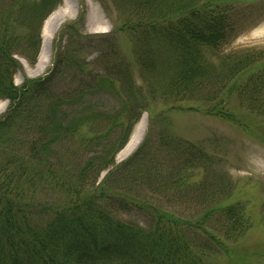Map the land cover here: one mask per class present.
Instances as JSON below:
<instances>
[{"label":"trees","instance_id":"1","mask_svg":"<svg viewBox=\"0 0 264 264\" xmlns=\"http://www.w3.org/2000/svg\"><path fill=\"white\" fill-rule=\"evenodd\" d=\"M62 1L0 0V100L9 102L0 117V264H249L234 246L250 219L245 208L229 204L232 189L206 148L172 139L164 144L163 136L161 145L180 158L165 174L147 134L133 155L115 165L143 112L150 114L151 133L165 123L155 111L158 102L175 101L167 112L196 110L244 130L231 108L234 101L264 118V49L216 54L237 36L242 6L232 0H99L108 14L112 2L120 15L112 32L83 33L82 8L63 26L49 74L17 86L14 77L23 71L18 58L36 65L43 23ZM124 34L136 40L141 83L117 53L115 36ZM94 51L104 73L87 71L86 57ZM216 81L222 85L214 89ZM207 87L212 92L203 100L213 103L210 108L177 105ZM102 93L123 105L112 125L119 132L115 140L93 127L110 117L78 109ZM101 143L100 153L77 160ZM196 170L213 185L209 196L220 198L198 217L182 218L132 194L142 186L168 199L182 198L204 187L206 180L201 187L193 182ZM130 205L151 218L149 228L115 215ZM257 262L264 264L262 258Z\"/></svg>","mask_w":264,"mask_h":264},{"label":"rangeland","instance_id":"2","mask_svg":"<svg viewBox=\"0 0 264 264\" xmlns=\"http://www.w3.org/2000/svg\"><path fill=\"white\" fill-rule=\"evenodd\" d=\"M241 5L244 10V20L237 28V36L229 40L226 44L221 45L217 50V55L223 57L231 53H238L243 50L258 51L264 49V0H232ZM62 6L57 8L43 23L41 39L42 45L40 54L36 65L30 66L26 61L18 58L22 64L23 71L18 72L14 77V82L17 86H21L25 78H43L53 68L54 56L58 47L59 35L63 26L79 16L81 9L85 14L84 25L82 31L85 34L101 35L111 33L115 22L120 16L117 9L113 8V3L110 4V11L108 14L99 0H63ZM45 34V36H44ZM117 53L124 57L132 64L137 83H141V70L138 68L135 59L136 40L126 34L117 37ZM44 46V58L49 59L39 65L40 56ZM99 52L94 51L87 55L85 63H88V72L104 73L103 66L97 62ZM221 60L218 61V65ZM227 71V69H224ZM221 76H218V79ZM216 84L222 85L220 81L214 82V89ZM213 85H210L211 87ZM207 87L199 91L191 99L183 100L177 105L185 109L193 106H200L202 109L210 108L213 103H208L203 99H208L212 90ZM237 94V93H236ZM234 94V95H236ZM233 101V100H232ZM170 100V103L157 104L155 108L156 113L162 114L167 118L165 123L154 125V131L150 132V114L143 112L137 123L132 129L131 136L136 130L140 120L146 116V130L140 140L138 146L127 156L119 157L120 153L126 148L116 154L115 165L125 162L131 155H133L139 146L143 143L147 134H150V143L154 147V152L157 154L158 160L162 164V170L165 174L173 172L180 164V158L172 149L162 146L161 142L163 136L165 137L164 144H170L169 139L174 142L188 141L197 147L206 148L215 164L217 174L219 173L223 179L226 180L232 189V197L228 201L229 204L237 203L245 208V212L250 219L251 227L239 238L235 244V254L239 257L247 258L249 264H258L260 258L264 263V118L252 114L238 102L234 101L231 108L242 119L246 125V130L233 123L223 121L219 118L208 116L203 112L196 110H173L167 112V108L175 103ZM9 102L0 100V117L7 111ZM90 108V112L102 114L110 117L107 121H97L93 125L95 133L106 134L110 133L111 140H115L118 135V129L112 125L122 112L123 105L120 99L109 93H102L95 97L88 98L83 104H80L79 110ZM169 110V109H168ZM167 112V113H166ZM78 113V112H74ZM163 124V125H162ZM91 132L93 128L90 129ZM113 131V133H112ZM128 142V144H129ZM104 143V142H103ZM127 144V145H128ZM126 145V146H127ZM103 150L102 143L92 146L89 150L84 151L79 155L77 160L81 163L87 159L97 155ZM155 163L152 161L149 169H153ZM115 167H111L103 171L96 180L95 186L104 183L109 171H113ZM206 180V183L204 184ZM116 181V180H115ZM193 182L197 183L199 187L204 184L202 189L198 191H188L185 198H169L153 192L146 187L140 186V189L132 190V194L138 195L142 200L146 199L150 203L162 205L167 210L175 211L178 216L187 218L198 217L204 212L208 211L216 202L210 195L213 186L207 181L201 170L195 171ZM214 182V181H212ZM227 185V186H228ZM109 188L114 187L108 183ZM223 184L219 185L221 189ZM219 188L214 189L219 191ZM134 189V188H133ZM217 193V192H216ZM199 196V197H198ZM172 200V201H170ZM115 215L122 221L142 226L144 228L150 227L151 218L143 211L129 206L127 211L115 213ZM201 237V236H200ZM198 237L197 241L202 238ZM223 237V236H222Z\"/></svg>","mask_w":264,"mask_h":264},{"label":"bare ground","instance_id":"3","mask_svg":"<svg viewBox=\"0 0 264 264\" xmlns=\"http://www.w3.org/2000/svg\"><path fill=\"white\" fill-rule=\"evenodd\" d=\"M45 36V34H44ZM47 61V64L49 63V59H45L44 58V46H43V50H42V55L40 56V61H39V65L41 63H44ZM1 110V109H0ZM146 130V116H144L140 122L138 123L135 132L133 133V135L131 136L130 142L129 144L126 146V148L120 153L119 157H124L129 155L130 153H132V151H134V149L138 146L140 140L142 139V136L144 134Z\"/></svg>","mask_w":264,"mask_h":264}]
</instances>
